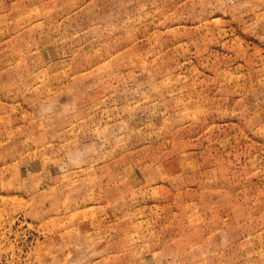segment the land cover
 <instances>
[{"label": "rangeland", "instance_id": "374dc122", "mask_svg": "<svg viewBox=\"0 0 264 264\" xmlns=\"http://www.w3.org/2000/svg\"><path fill=\"white\" fill-rule=\"evenodd\" d=\"M0 257L264 264V0H0Z\"/></svg>", "mask_w": 264, "mask_h": 264}, {"label": "built area", "instance_id": "2783aa9c", "mask_svg": "<svg viewBox=\"0 0 264 264\" xmlns=\"http://www.w3.org/2000/svg\"><path fill=\"white\" fill-rule=\"evenodd\" d=\"M0 264H10L6 258L0 257Z\"/></svg>", "mask_w": 264, "mask_h": 264}]
</instances>
